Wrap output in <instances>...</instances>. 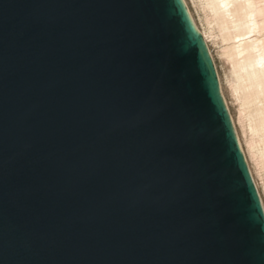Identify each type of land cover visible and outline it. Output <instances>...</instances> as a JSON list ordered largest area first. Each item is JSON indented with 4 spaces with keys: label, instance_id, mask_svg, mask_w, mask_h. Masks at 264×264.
<instances>
[{
    "label": "water",
    "instance_id": "1",
    "mask_svg": "<svg viewBox=\"0 0 264 264\" xmlns=\"http://www.w3.org/2000/svg\"><path fill=\"white\" fill-rule=\"evenodd\" d=\"M0 264H264L183 0H0Z\"/></svg>",
    "mask_w": 264,
    "mask_h": 264
},
{
    "label": "bare ground",
    "instance_id": "2",
    "mask_svg": "<svg viewBox=\"0 0 264 264\" xmlns=\"http://www.w3.org/2000/svg\"><path fill=\"white\" fill-rule=\"evenodd\" d=\"M183 1L213 61L211 44L225 65L233 112L219 76L221 95L264 209L259 187L260 182L264 192V0H192L202 13L203 28Z\"/></svg>",
    "mask_w": 264,
    "mask_h": 264
},
{
    "label": "rangeland",
    "instance_id": "3",
    "mask_svg": "<svg viewBox=\"0 0 264 264\" xmlns=\"http://www.w3.org/2000/svg\"><path fill=\"white\" fill-rule=\"evenodd\" d=\"M187 1L189 2V6H190V8H191L196 20H197V23L199 24V26L201 28H203L205 26V23H204L201 11L198 9V7L195 6V4L193 3L192 0H187ZM216 49H217V46L211 44V51H212V54H213V56L215 58L214 63H215V67H216V70H217V75H218V78H219V76L221 77L222 84H223V93H224V95H225V97H226V99H227V101L229 103L231 111L233 112L234 111V106H233V103H232V101L230 99L229 93L226 90V87H227L226 68H225V65H224L223 61H221L220 56L218 55V49L217 50ZM219 84H220V80H219ZM259 187H260L261 193L264 195L263 188L260 185V182H259Z\"/></svg>",
    "mask_w": 264,
    "mask_h": 264
}]
</instances>
